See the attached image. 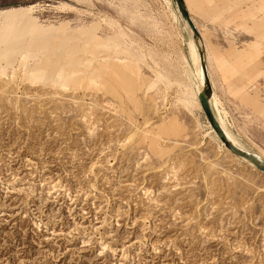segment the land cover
Returning <instances> with one entry per match:
<instances>
[{"label":"rangeland","instance_id":"1","mask_svg":"<svg viewBox=\"0 0 264 264\" xmlns=\"http://www.w3.org/2000/svg\"><path fill=\"white\" fill-rule=\"evenodd\" d=\"M186 1L241 55L210 66L263 68L264 0ZM178 13L0 0V264H264V174L209 126ZM247 121L228 129L264 160Z\"/></svg>","mask_w":264,"mask_h":264},{"label":"crops","instance_id":"2","mask_svg":"<svg viewBox=\"0 0 264 264\" xmlns=\"http://www.w3.org/2000/svg\"><path fill=\"white\" fill-rule=\"evenodd\" d=\"M185 3L190 15L193 16L186 0ZM197 28L201 33L206 48L208 75L211 84V99L213 100V96L214 94H216L215 96L222 103L223 114L228 115L227 130H229V118L230 121L231 117L235 115H238L240 118H247V140L250 143L253 142L256 147L263 146L262 143H264V58L263 68L260 65V68L255 71L252 76L245 75L234 77L228 74L223 75L219 72L217 67L214 66V64H212L213 66H210L209 61L213 62L216 60H228L231 56V59L234 60L241 57V55L221 51L216 53L214 56L212 53H210L209 46L211 44L217 45L219 43L217 41V38L216 41H214L213 39L208 40L204 37V30L202 29V27ZM223 47L226 48L225 45ZM256 155L258 156V154Z\"/></svg>","mask_w":264,"mask_h":264},{"label":"water","instance_id":"3","mask_svg":"<svg viewBox=\"0 0 264 264\" xmlns=\"http://www.w3.org/2000/svg\"><path fill=\"white\" fill-rule=\"evenodd\" d=\"M174 4L177 6L179 13L185 18V20L189 24V28L192 32V38L195 42V44L198 47L200 59H201V66L203 69V73L205 76V86L202 92L199 94V101L202 107V110L210 123L211 127L221 140V142L224 144V146L236 157L252 164L257 170L262 172L264 174V160L262 158H259L257 155L249 153L235 144L229 139L227 134L225 133L223 127L219 123L217 116L213 110V107L211 105V84L209 80L208 75V62H207V56H206V48L205 44L203 42V38L201 36V33L199 32L197 26L195 25V22L193 21V18L191 17L189 10L186 6L185 0H173Z\"/></svg>","mask_w":264,"mask_h":264},{"label":"bare ground","instance_id":"4","mask_svg":"<svg viewBox=\"0 0 264 264\" xmlns=\"http://www.w3.org/2000/svg\"><path fill=\"white\" fill-rule=\"evenodd\" d=\"M176 8H177V6H176ZM177 10H178V8H177ZM178 14H179L180 20L183 22L184 26L186 27V29L189 31V33L191 35L192 32H191V30L189 28L188 22L185 20V18L180 13H178ZM189 45H190V49H191L190 52L192 54L191 57L193 58V60L195 62V65H196L195 68H196L197 78H198L196 91H197V94L199 96V94L202 92V90L204 89V86H205V76H204L203 69H202V66H201V59H200L199 50H198V47H197V45L195 44V42H194V40L192 38V35H191V40H190ZM215 95L216 94H214V96H213V100L211 99L212 100L211 105H212L213 110H214V112H215V114L217 116V119H218L219 123L221 124V126L223 127V129H224L225 133L227 134V136L229 137V139L233 142V144H235L236 146L241 148L242 146L240 147L238 140L234 136L231 135L229 130H227L228 115L227 114H223V105H222V103L218 100V98ZM198 99H199V97H198ZM199 103H200V101H199ZM209 126L211 127L210 123H209ZM211 129L214 132V134L216 135V137L218 138V140L221 142V140L219 139V137L217 136V134L215 133V131L213 130L212 127H211ZM221 144H222V146H224V144L222 142H221ZM226 150L229 151L227 148H226ZM236 158H238V157H236ZM259 158H261V157H259ZM248 164L250 166H252L253 168H255L252 164H250V163H248Z\"/></svg>","mask_w":264,"mask_h":264}]
</instances>
